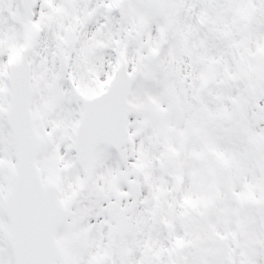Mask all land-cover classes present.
Instances as JSON below:
<instances>
[{"label": "snow or ice", "instance_id": "6c2138e0", "mask_svg": "<svg viewBox=\"0 0 264 264\" xmlns=\"http://www.w3.org/2000/svg\"><path fill=\"white\" fill-rule=\"evenodd\" d=\"M0 264H264V0H0Z\"/></svg>", "mask_w": 264, "mask_h": 264}]
</instances>
